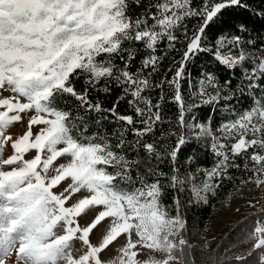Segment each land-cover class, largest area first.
I'll return each instance as SVG.
<instances>
[{
    "label": "snow or ice",
    "instance_id": "snow-or-ice-1",
    "mask_svg": "<svg viewBox=\"0 0 264 264\" xmlns=\"http://www.w3.org/2000/svg\"><path fill=\"white\" fill-rule=\"evenodd\" d=\"M132 5L144 10L134 14ZM233 7L248 6L241 0H201L199 7H192V0H0V264H6L14 248L17 264H108L101 253L121 235L128 241L120 250L119 264H140L135 258L143 253L133 250L137 245L168 254L164 260L153 258L143 264H169L173 249L180 247L182 255L187 244L183 238L173 243L169 237H181L186 222L180 217L178 198L174 200L177 214L169 218L161 177L173 190L190 185L206 203L200 192L214 194L220 181L232 179L229 169H241L236 161L243 158L241 170L249 175L241 183L264 184V45L249 50L257 41L245 35L244 23L234 25L232 33L214 37V43L206 40V30L226 23V10ZM253 14L264 19V10ZM193 17L199 23L189 35L184 21ZM182 26L183 41L176 34ZM165 42V55L177 50V43L186 47L172 78L153 85L150 78L164 59L156 53ZM140 53L144 55L133 71ZM200 53L229 76L223 85L209 71L196 85L189 78V88H195L191 95L199 102L186 103L182 81L188 62ZM237 70L239 83L233 90ZM82 77L85 87L78 92L75 81ZM164 83L174 89L172 102L181 129L175 146L167 151L173 164L170 177L152 169L141 173V160L126 154L129 149L137 153L142 149L149 157L162 159L156 143L145 142L163 123L160 105L144 93ZM113 86L121 94L111 108L89 98L90 89L108 94ZM237 92L241 97L249 94L250 106L236 111L235 118L221 123L216 132L210 124L198 123L195 115L187 119L204 104L221 100L227 104ZM66 97L75 99L77 110L107 112L119 122L122 130L115 140L88 135L84 118L59 106ZM125 99L131 115L118 111ZM22 114L28 117L27 130L16 138L5 135L14 122H22ZM128 132L134 136L131 141ZM175 135L161 132L162 138ZM202 137L211 138L217 162L205 173L201 189L195 172L182 178L175 165L183 146ZM9 142L12 154L3 158ZM187 159L191 167L197 153ZM81 192L88 194L71 203ZM96 206L103 210L82 227L77 218ZM105 218H112L111 227L94 245L90 234ZM133 233L139 237L135 242ZM249 238L254 239L249 255L264 250V221L256 222ZM77 241L83 252L74 256ZM246 258L237 257L238 264ZM259 264H264V254Z\"/></svg>",
    "mask_w": 264,
    "mask_h": 264
},
{
    "label": "trees",
    "instance_id": "trees-1",
    "mask_svg": "<svg viewBox=\"0 0 264 264\" xmlns=\"http://www.w3.org/2000/svg\"><path fill=\"white\" fill-rule=\"evenodd\" d=\"M242 4L248 7H233L226 10L224 24H213L206 30V40L214 43V37L222 33H232L235 31L234 25L244 23L248 32L245 34L256 40L255 48H249L250 51H255L264 45V19L253 13L264 10V0H241ZM201 0H192V7H199ZM143 8H138L132 5L131 11L134 14L142 12ZM199 23L198 18H187L184 24L188 28V34L191 35L193 27ZM183 26L176 32L183 41L184 37L181 35ZM166 42L159 46L157 55L164 56V59L159 64V72L153 74L150 78L153 85L159 84L165 77L171 79L175 66L182 57L183 51L186 47L185 43H177L175 51H170L165 55L164 49ZM144 53L137 55L133 65V71L139 66V61ZM209 71L213 72L223 85L228 79L229 73L222 67L218 66L210 56L200 53L193 57L187 64L186 78L182 81V94L186 103H198L199 98H194L191 92L195 88H189V78L193 85H196L201 77V74ZM147 74V73H145ZM239 83V70L237 75L233 77L232 89H236ZM76 90L83 91L85 84L84 78L75 81ZM211 91V89H209ZM121 94V90L113 86L111 93L98 92L90 89L89 98L95 103L100 101L102 106L107 109L111 108L117 101V97ZM174 89L170 88L167 83L162 85V88L153 87L145 91L144 95L148 96L151 102L155 105L159 103L160 113L163 123H158L155 128L154 135L145 137V142H155L157 151L160 152L162 159H157L155 155L149 157L142 149L137 153L131 149L126 153L130 159H139L141 164L139 171L145 173L148 169L157 172L165 173L166 176L172 175L173 164L167 156V151L170 147H174L177 137L181 129L176 123L179 115L177 105L172 102ZM227 94V93H225ZM131 99V97H128ZM251 104V97L246 92L243 97L237 92L236 96L229 102L221 100L216 104H204L195 109L194 113L190 114L187 119L191 121L192 115L196 116L198 123L205 125L210 124L213 132L219 125L226 120L235 118L236 111H243L244 108ZM59 106L64 110H70L73 116L83 117L87 125V134H98L101 136H108L115 140V134L122 130L119 122L115 121L107 112L97 113L95 111H86L84 109L77 110L76 101L74 98H64L59 101ZM231 110V111H230ZM118 111L122 115H131L133 110L128 107L127 99L120 101L118 104ZM168 133L175 132L177 135L161 137V132ZM217 135L219 133H216ZM191 135V133H189ZM134 136L131 132L127 133V140L131 141ZM211 138L202 137L200 140H192L189 144L183 146L178 154V160L175 165L179 169V175L183 178L191 172L196 173V185L198 188H203L205 182V173L210 172L217 162L216 156L211 150ZM192 152L197 153L198 159L193 161L192 166H189L188 155ZM237 163L243 166V158H237ZM241 169L231 168L228 174L232 177L231 180L225 179L220 181L219 187L215 188L213 192L201 191L200 195L207 197V202L198 199L192 192L191 186L185 184L181 190L179 187L175 190L168 187L169 181L165 177H161V184L163 185L162 202L168 208L169 216L174 217L177 214V205L174 200H179V214L182 220L186 222V227L177 237L178 240L183 238L187 244L183 246V254L181 255L180 247L174 248L172 256L176 261H181L182 264H238L237 257H247L242 264H259V257L264 253V250L252 251L254 239H250V234L256 226V222L264 221V189L254 183H241V180H247L248 173ZM135 175V169L133 170ZM154 177H149V180ZM214 183L215 181H208ZM240 191H245L253 199L254 202L240 211L230 224H225L219 232L212 233L209 225L214 221L216 211L219 206L228 198L237 195ZM258 192V193H256ZM178 243V241L176 242ZM191 246L189 248L188 246ZM174 259V260H175Z\"/></svg>",
    "mask_w": 264,
    "mask_h": 264
},
{
    "label": "rangeland",
    "instance_id": "rangeland-1",
    "mask_svg": "<svg viewBox=\"0 0 264 264\" xmlns=\"http://www.w3.org/2000/svg\"><path fill=\"white\" fill-rule=\"evenodd\" d=\"M2 95H11L10 92H3ZM23 116V114H22ZM27 120L28 117L23 116L22 122H14L9 128L5 130V135H10L13 138L18 137L19 135H22L24 131L27 130ZM36 130L35 128L33 129ZM12 148H11V142L5 145L4 152H3V158H7V156L12 154ZM4 170H8L7 167H5ZM66 187V185H64ZM259 189H264V184H261L259 186ZM62 190V189H60ZM258 193V192H256ZM86 192H81L77 194V196L71 201V203H75L76 200L80 199L84 195H87ZM254 202V199L245 191H240L237 193V195H233L230 198L226 199L217 209L215 219L209 225L210 231L212 233H217L221 230V228L225 224H230L234 217L240 212L245 210V208L249 207L250 204ZM102 206H96L91 208L87 211L86 214H82L80 217L77 218V222L83 227L87 226L88 223H90L95 216L102 211ZM169 218H171L169 216ZM112 224V218H105L102 222L99 223V225L94 229V231L90 234L91 242L95 245L98 244L101 240L103 235L107 233L109 228ZM170 240H172L173 243H176L178 241V238L176 236H170ZM131 239L133 242L137 241L139 237L135 235V233L132 234ZM128 237L126 235H121L111 243L110 246L107 247L106 250L102 251L101 258L108 262V264H119L120 257H121V249L127 244ZM18 247V245L16 246ZM134 251H137L138 256L135 258L137 261L140 262V264H143L145 260L148 259H156V260H164L166 256L168 255L165 252H158L155 250L147 249L146 247L142 245H137ZM83 249L81 248V242L77 241L74 245L73 249V255L78 256L82 254ZM264 254V253H263ZM175 258L169 260V264H182L181 261H176ZM6 264H17V261L15 259V248L13 249L12 255L5 258ZM20 264H23V262H20Z\"/></svg>",
    "mask_w": 264,
    "mask_h": 264
}]
</instances>
